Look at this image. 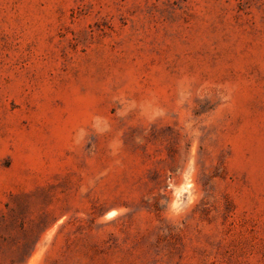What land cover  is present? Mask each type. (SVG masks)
I'll return each instance as SVG.
<instances>
[{"label": "rangeland", "instance_id": "374dc122", "mask_svg": "<svg viewBox=\"0 0 264 264\" xmlns=\"http://www.w3.org/2000/svg\"><path fill=\"white\" fill-rule=\"evenodd\" d=\"M0 264H264V0H0Z\"/></svg>", "mask_w": 264, "mask_h": 264}]
</instances>
